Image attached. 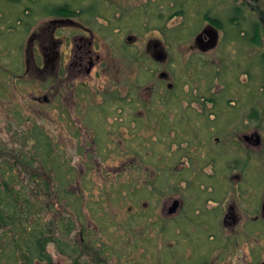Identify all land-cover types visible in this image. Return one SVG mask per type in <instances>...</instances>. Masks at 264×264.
Returning a JSON list of instances; mask_svg holds the SVG:
<instances>
[{
	"label": "rangeland",
	"instance_id": "rangeland-1",
	"mask_svg": "<svg viewBox=\"0 0 264 264\" xmlns=\"http://www.w3.org/2000/svg\"><path fill=\"white\" fill-rule=\"evenodd\" d=\"M26 2L0 0V140L7 145L0 154L3 155L0 165L2 158L8 159L5 155L7 151L16 157L27 151L22 144L24 133L31 124L37 123L44 127L45 134H49L58 148L61 162L73 168L67 189L72 193L69 198L75 208L68 199L55 195L52 188L39 198L45 205V210L40 213L42 224L48 225L51 230L53 226H60L50 236L59 239L62 246L68 248V253L78 249L70 258L62 255L54 242L49 243L47 252L53 264H264V222L253 223L254 218L260 217L264 196V81L257 67L248 70L253 76L251 79L242 74L247 70L244 66L254 61V56L264 53V26L261 28L260 46L231 43L227 39L224 42L223 39L218 48L219 56H215V60L224 57L219 59L218 64L226 69L224 72H228L219 82L226 83V86L227 83L233 84L229 98L238 100V111L226 108L224 121L236 118V122L234 120L225 129L224 141L228 147L231 144L242 147L239 154L235 151L232 156L241 159V167L231 169L229 160L232 158L225 157V163L229 161L227 167L216 171L219 175L217 181H223L224 200L205 202V198L199 201L198 198L195 201V197L190 196V201L183 203L182 210L173 221L164 219L166 212L163 209L164 206L169 207L172 204L169 199H176L179 197L177 195L163 197L156 193L133 202L115 194L116 189L122 191V186L128 187L134 181L149 185L148 190H154L155 187H151L155 185L154 167L147 170L153 164L142 163L144 153L151 151L156 155L161 149L163 156L169 154L167 143L170 140L158 137L157 125L151 117L150 121L146 117L144 121L134 122L138 111L146 109L140 101L133 103L134 109L129 108L125 124L117 122V113H113L106 135H99L98 146L103 152L96 155L100 161L96 163L92 155L73 153L76 148L74 142L69 140L72 133L68 121L58 119V97L55 96L53 103L45 104V95L49 91L45 89L44 71L30 70V75L23 77L33 63L27 51L31 34L53 20L55 17L50 13L60 5L70 4L72 8L81 9L96 5L103 16L92 21L99 39L96 43L97 55L100 56L97 71L101 76L113 71L117 75L115 87L125 90L136 83L133 69L140 66L139 61L134 59L136 56H140L141 64L149 70L159 66L145 54L148 40L162 39L170 52L185 65L191 56L193 59L189 48L194 36L207 23L204 16L208 14L224 23L231 10L239 8L242 0H196L195 3L192 0H34L32 9L28 11L23 8ZM245 2L251 6L259 4L264 11V0ZM243 10L246 12L243 14H247L249 9L243 7ZM178 11L185 13V16L180 14L167 21L169 15ZM250 18L258 21L256 15ZM103 19L110 24L105 26L107 24ZM96 21L102 22V26L100 22L97 25ZM179 28H182V37L176 39L173 33ZM243 28L247 29L245 25ZM131 36L138 38L137 44L126 42L127 37ZM204 60L206 63L207 59ZM39 62L42 66L45 59L40 58ZM210 64L209 60L205 66L209 67ZM234 71H237L236 75ZM148 81L142 82L143 86L150 87L154 78ZM56 91L53 90V93ZM251 91L254 92L253 96ZM254 110L260 114L259 122L249 118ZM255 134L259 142L250 149L253 153L250 160L245 147L249 145H245L241 136ZM136 150L141 155L136 156ZM156 160H160V157L157 156ZM15 169L20 170L17 165ZM45 171L51 174L47 166ZM216 172L210 168L204 169L206 175ZM47 177L50 178L48 174ZM20 178L23 184L30 181L25 173H21ZM181 186L184 187L183 184ZM144 204H147L146 208L142 207ZM195 205L204 208L206 215H201L197 209L193 215ZM233 205L241 213V222L231 228V222L224 223V216L228 207ZM75 221V230L67 239L69 243L64 246L68 222ZM6 241H9L7 234L0 231V248ZM2 254L0 252V264H9ZM9 254H12L11 248L7 250ZM18 264H24V261Z\"/></svg>",
	"mask_w": 264,
	"mask_h": 264
},
{
	"label": "flooded vegetation",
	"instance_id": "flooded-vegetation-1",
	"mask_svg": "<svg viewBox=\"0 0 264 264\" xmlns=\"http://www.w3.org/2000/svg\"><path fill=\"white\" fill-rule=\"evenodd\" d=\"M26 1L25 6L23 5L24 10H31L34 0ZM245 1L240 2L239 9L248 8L252 17L256 15L261 26H264V11L261 6L259 4L251 6ZM59 8L64 11L56 15L50 13L55 18L43 29L31 34L27 51L33 63L23 77H28L30 70L44 71L45 89L49 91L45 95V104L53 103L56 100L55 96L58 97L56 100L60 112L58 119L68 121V128L72 133L69 140L74 142L76 148L73 153L79 156L92 155L96 163L97 161L100 163L96 155L103 150L98 146V138L100 134L106 135L108 122L114 116L113 113H117L115 117L117 122L125 124L129 108L134 109L133 103L140 101L146 109L138 111L139 113L133 118L134 122L144 121L146 117L150 121L152 118L157 125L158 137H166L165 141L170 140L167 143L169 151L166 150L169 154H165L168 163L163 165L161 149H158L156 155L151 151L144 153L145 158L142 163L153 164L147 170L154 167L152 171L155 179L156 175H159L156 171H162L167 167L175 172L201 171L205 177L209 176L204 173L205 168H210L212 171L224 170L229 161H231L229 162L231 169H240L241 159L232 156L235 151L239 154L242 147L237 144L231 146L230 143L228 147L224 141L225 129L236 122V118L234 122L224 121L226 108L238 111V100L229 98L233 84L227 83L226 86V83L219 82L225 73V68L222 69L218 63H220L219 59L224 57L220 56L215 60V56H219L218 48L223 39L224 42L225 39L236 40L237 36H225L224 28L217 22L206 21L207 23L194 36L190 45L189 53L193 54V59L191 56L190 61L185 65H182L180 59L170 52L162 39L152 38L146 44L145 54L159 66L149 70L143 63L141 64L140 56H136L134 59L140 63V66L133 69L136 83L125 91L123 87V89L115 87L117 75L113 71L108 72L106 76H101L97 71L100 56L97 55L96 43L99 39L92 21L95 22V19L103 16L99 14L96 5L81 9L64 4ZM97 22L100 21H96V24ZM103 22L107 24H104L105 26L110 24L107 19H103ZM100 24L102 26L103 23ZM109 32L111 33V29ZM242 36L244 35L239 36L236 43H239ZM126 42L134 45L137 44L138 38L127 37ZM40 58L45 59L42 66H40ZM204 59H207L206 63L210 60L212 66H205ZM94 71L96 73L92 75ZM151 77L154 78L153 84L150 87L143 86L142 82H149L148 79ZM56 89V93H53ZM47 135L49 136L48 133ZM245 136L249 135H243L241 139L245 145H249V147L244 146L252 160L253 153L250 149L257 146L259 141L256 134L250 135L254 137L249 141ZM157 156L160 160H156ZM225 157L232 159L225 163ZM217 178L219 179L218 176ZM218 182L223 185L222 180ZM182 184L185 187L188 182L180 183V188L185 189ZM171 195L179 197L176 199L171 197L169 200L172 204L169 207L164 206L163 211L166 212L164 219L168 221L175 220L183 206V197L178 194L177 189ZM175 202H178L176 209H174ZM142 207L146 208L147 204ZM255 220L264 222L261 209L260 217L253 219ZM227 221L232 223L229 225L231 228L240 224L241 213L237 211L236 205L228 207L224 223L226 224Z\"/></svg>",
	"mask_w": 264,
	"mask_h": 264
},
{
	"label": "trees",
	"instance_id": "trees-1",
	"mask_svg": "<svg viewBox=\"0 0 264 264\" xmlns=\"http://www.w3.org/2000/svg\"><path fill=\"white\" fill-rule=\"evenodd\" d=\"M192 1L195 3L196 0ZM63 11L64 10L57 8L53 10L51 14L56 15ZM243 12L244 10L241 8H234L231 10L224 23L221 22V20H217L218 18L215 19L210 17L208 14L204 16V19L206 21L211 20L217 22L224 28L226 36H237L238 39H231L229 41L231 43H236L237 40H239V36L243 34L244 36H242L239 41L240 44H255L254 46H260L261 23L251 20L250 17L252 13L250 11H248L247 14H243ZM180 14L185 16V13L178 11L169 15L167 21H170ZM26 15H29V13L26 12ZM243 25L247 27L246 30L243 28ZM181 31L182 28H179L173 33L176 39L182 37V35L180 37ZM252 60L254 61L248 64L247 67L243 64L245 67L244 69L247 70H244L242 74L251 79L253 76L248 70L257 67L260 69L261 77L264 81V53H261ZM210 66L212 65L210 64ZM236 72L237 71H234V75L237 74ZM15 74H17V71ZM225 75H228V72H225L223 77ZM250 94L253 96L254 92L251 91ZM259 117L260 114L257 110H254L249 116V118L258 122L260 121ZM22 144L26 147L27 151L20 153L17 157L12 155V152L7 151L5 155L8 159L2 158L3 161L0 165V231L6 233L9 240L0 248V252L3 253L2 257H5L6 260L9 261V264H18L22 260L24 264H35L37 262L53 264L52 257L47 252V245L54 242L62 255H68L70 258H73V255L76 251L78 252V249L75 248L71 253H68V248L63 247L59 239L50 236V234L53 235L54 230L59 229L60 226H53V230H51L48 225L44 226L42 224L40 213L45 210V205L39 201V198L52 188L55 195L60 198L63 197L64 200L68 199L71 206L73 204V208H75V204L72 203L69 198L72 193L67 189V185L71 182L70 180L72 179L71 176L74 170L67 164L61 162L60 156H58L59 153H57L58 148L53 144L51 138L45 134L44 127L39 124L33 123L31 127L25 131L24 143ZM4 146L7 145L0 140V154L4 150ZM137 155H140V153L136 150V156ZM1 156L3 155H0V158ZM163 160V163H168L165 155L163 156ZM16 165L20 170L15 169ZM45 166H47L51 174L45 171ZM133 168L138 171L136 166ZM21 173H25L26 176L30 178V183L23 184V180L20 178ZM52 173L54 176H52ZM156 173L159 175H156V179H154L155 185L151 186L152 188L155 187L154 190H148L149 185L147 186L146 184L134 181V183L128 187L122 186V191L116 189L115 194L118 197L123 196L122 198L125 200L130 199L136 202L156 193L161 196H168L177 189L178 194L183 197V203L185 204L190 201L188 200L190 196L195 197V201L198 198L199 201L200 198L203 200V198L207 197L205 198V202H219L223 201L225 198L226 193L224 192V187L217 181V176H219L217 172L205 177L201 171L196 172L195 170H191L175 172L172 168L167 167L162 171H156ZM47 174L50 178H45ZM173 180L174 183L171 184ZM52 181L57 184H54V182L52 183ZM183 181L188 182L184 187L185 189L180 188V183ZM251 185L254 184L251 183ZM196 209L201 212V215H206L204 208L200 209V207H196V205L195 210L193 208L194 211H192L193 215L197 212ZM32 220L33 222H31ZM75 223L76 221L68 222L66 229L68 232L64 237L66 238L64 246L69 243L67 239H70L71 233L75 230ZM163 223L165 224V222ZM253 223L256 225L257 221L255 220ZM50 227L52 228V226ZM164 231H166V227ZM8 248L12 249V254L7 255Z\"/></svg>",
	"mask_w": 264,
	"mask_h": 264
},
{
	"label": "water",
	"instance_id": "water-1",
	"mask_svg": "<svg viewBox=\"0 0 264 264\" xmlns=\"http://www.w3.org/2000/svg\"><path fill=\"white\" fill-rule=\"evenodd\" d=\"M253 137L254 136H245V139L249 141V140L253 139ZM177 207H178V202H175L174 203V209H176ZM261 212H262V215L264 216V196L262 199Z\"/></svg>",
	"mask_w": 264,
	"mask_h": 264
}]
</instances>
